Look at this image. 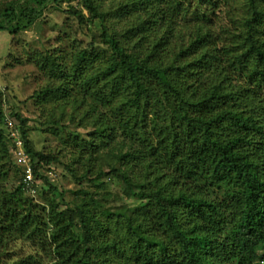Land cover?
Segmentation results:
<instances>
[{"label":"trees","instance_id":"16d2710c","mask_svg":"<svg viewBox=\"0 0 264 264\" xmlns=\"http://www.w3.org/2000/svg\"><path fill=\"white\" fill-rule=\"evenodd\" d=\"M23 1L0 4V32L15 36L61 2L82 25L101 22L70 67L34 55L49 82L32 98L50 128L92 129L73 144L95 158L79 179L95 175L97 186L114 176L144 205L128 215L75 198L61 209L48 178L60 160L32 149L29 121L7 117L0 92V251L39 239L50 264H264V0H124L114 12L82 0L89 20L74 0ZM180 26L191 29L187 45ZM175 38L181 45L171 47ZM99 48L112 60L93 74ZM7 118L29 155L32 187L14 160ZM43 185L47 206L30 192Z\"/></svg>","mask_w":264,"mask_h":264},{"label":"rangeland","instance_id":"374dc122","mask_svg":"<svg viewBox=\"0 0 264 264\" xmlns=\"http://www.w3.org/2000/svg\"><path fill=\"white\" fill-rule=\"evenodd\" d=\"M11 1L13 0H0V4ZM81 1L74 0L71 5L76 10L82 11L85 19L89 20L90 14L83 9ZM96 1L100 5V10L104 12L111 10L114 12L119 5L125 2L124 0ZM25 2L30 5L33 0H24L23 3ZM69 9L67 2L50 4L48 7L39 9L41 19L33 27L15 36L10 35L8 31L0 32V92L3 95L1 108L7 117L18 113L29 121L27 127L32 149L53 154L60 160L59 163L51 166L52 171L48 173V178L52 186L57 189V199H61V209L66 208L64 203L70 204L75 201V198L78 203L81 199H89L90 202L91 200L97 201L107 211L121 214L128 212L130 215L132 210L143 206L144 203L135 198L128 199L123 194V185L118 178L111 175L103 177L100 180L102 182L97 186L93 180L95 175L88 174L87 179H79L86 173V165H90L89 161L94 157L91 154L87 155V152L82 154L75 146L80 142L82 145L85 144L84 142L93 134L92 129L76 126L61 127V129L50 128L45 123L48 117L46 113H43L44 110L42 111L43 105L37 99L32 98L35 92L44 89L49 82L44 72L35 64V54L40 56L47 52L52 53V56L62 59L66 67H70L80 49L85 48L90 43L92 35L101 30L100 21L95 20L89 25L86 23L82 25L77 17L69 14ZM108 24H114L119 31L126 28V24L117 19L108 21ZM189 30L191 29L186 30L183 26L175 30L176 34L182 36L185 45L188 43ZM164 32L161 30V36ZM179 40V38L172 40L171 47L180 46L181 41ZM111 60V53L108 49L106 51L103 48L97 49L89 65L93 69L92 73L97 74L106 69L110 66ZM61 83L64 82L61 81ZM51 130L59 131V134L56 135ZM75 136L80 139L78 143H76ZM62 138L68 143H63ZM65 165L73 166L78 181L65 168ZM116 165L115 167H118ZM104 170L107 174L110 172L107 168ZM43 173L46 176V173ZM50 173H53L52 176ZM8 188L10 189L11 186L9 185ZM79 191L87 193L88 196L84 198L82 195L76 196L75 193ZM44 192L49 193L48 186L43 185L41 190L32 197L36 204L47 206L43 200ZM54 196L55 193H51L50 197L54 198ZM40 241L39 239L19 240L9 244L5 251H0V264H50L51 256L46 255L41 246L42 241Z\"/></svg>","mask_w":264,"mask_h":264},{"label":"built area","instance_id":"2783aa9c","mask_svg":"<svg viewBox=\"0 0 264 264\" xmlns=\"http://www.w3.org/2000/svg\"><path fill=\"white\" fill-rule=\"evenodd\" d=\"M6 126L10 132V137L13 139L14 142L13 145L14 160L16 161V164L24 170L26 186L32 187L35 183L34 174L30 165L29 155L27 154L24 148V142L21 139L19 132L16 129L17 124L15 123L14 120L7 118ZM52 174L53 173H50L51 176ZM30 192L33 197L38 193L36 190L33 189Z\"/></svg>","mask_w":264,"mask_h":264}]
</instances>
